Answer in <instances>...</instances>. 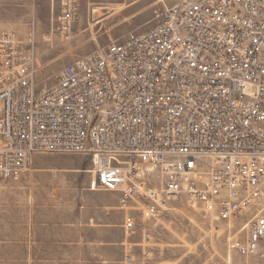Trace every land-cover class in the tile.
<instances>
[{"label":"built area","instance_id":"2783aa9c","mask_svg":"<svg viewBox=\"0 0 264 264\" xmlns=\"http://www.w3.org/2000/svg\"><path fill=\"white\" fill-rule=\"evenodd\" d=\"M80 8L61 0L63 38ZM151 22L45 88L16 32H0V179L23 178L36 153H80L92 186L120 191L145 221L183 195L215 220L246 217L227 247L264 264V0H182ZM137 226L129 214L126 234Z\"/></svg>","mask_w":264,"mask_h":264},{"label":"crops","instance_id":"0c3cea01","mask_svg":"<svg viewBox=\"0 0 264 264\" xmlns=\"http://www.w3.org/2000/svg\"><path fill=\"white\" fill-rule=\"evenodd\" d=\"M162 4L176 3L81 0L84 10L153 12ZM90 168L30 166L20 180L0 179V264H166L161 251L154 255L155 222L145 221L134 202L122 207L120 191L92 186ZM129 214L138 222L130 235L124 230Z\"/></svg>","mask_w":264,"mask_h":264},{"label":"rangeland","instance_id":"374dc122","mask_svg":"<svg viewBox=\"0 0 264 264\" xmlns=\"http://www.w3.org/2000/svg\"><path fill=\"white\" fill-rule=\"evenodd\" d=\"M175 3L182 0H174ZM169 5V4H168ZM92 15L82 7L70 39L57 31L61 0H0V32H16L30 56L35 81L40 88L51 86L61 69L105 46L122 40L131 31L149 27L153 12L95 6ZM117 165V161H112ZM92 159L80 153H36L30 166H91ZM214 215V214H213ZM206 215L188 203V196L171 203V211L155 222L152 244L166 264H255L227 247L232 235H245L246 217L227 224Z\"/></svg>","mask_w":264,"mask_h":264}]
</instances>
